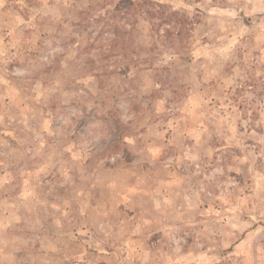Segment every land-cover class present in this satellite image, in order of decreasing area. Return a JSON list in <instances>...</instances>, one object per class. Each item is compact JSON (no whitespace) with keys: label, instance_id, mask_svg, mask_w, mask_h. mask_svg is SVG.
I'll return each mask as SVG.
<instances>
[{"label":"rangeland","instance_id":"obj_1","mask_svg":"<svg viewBox=\"0 0 264 264\" xmlns=\"http://www.w3.org/2000/svg\"><path fill=\"white\" fill-rule=\"evenodd\" d=\"M0 264H264V0H0Z\"/></svg>","mask_w":264,"mask_h":264},{"label":"trees","instance_id":"obj_2","mask_svg":"<svg viewBox=\"0 0 264 264\" xmlns=\"http://www.w3.org/2000/svg\"><path fill=\"white\" fill-rule=\"evenodd\" d=\"M147 3H151L150 1H148ZM157 6L159 7V9H161L162 8V5H160V4H157ZM168 15L169 16H176V13H168ZM182 32V29H178L177 31H176V36H179L180 35V33Z\"/></svg>","mask_w":264,"mask_h":264}]
</instances>
